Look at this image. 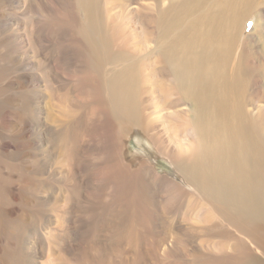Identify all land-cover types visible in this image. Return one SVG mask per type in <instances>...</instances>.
<instances>
[{
  "label": "bare ground",
  "instance_id": "obj_1",
  "mask_svg": "<svg viewBox=\"0 0 264 264\" xmlns=\"http://www.w3.org/2000/svg\"><path fill=\"white\" fill-rule=\"evenodd\" d=\"M7 1L0 0V27L10 24L12 13L8 11H14L13 14L25 16L26 30L21 34L0 35V139L7 134L11 143L6 141L5 146L13 148L8 156L15 162L5 169L0 158V264H25L19 252L22 234L33 223V209L38 211L39 207L34 200L32 174L36 177L38 173L33 172L34 164L40 173L49 175L52 167L70 159L73 144L80 137L77 133L80 117L85 123L101 122L104 118L110 135L107 154L103 152L92 164L88 162L94 177L85 171L98 186L108 185L109 194L91 198L85 205L81 203L86 208L88 222L83 232L81 229L74 234L79 240V251L92 245L88 254L95 258L99 254L97 248L104 249L98 242L111 245V234L118 243L127 246L119 254L109 253L112 257L131 252L136 260L147 261L152 256L153 264H174L168 257H177L179 252L186 254V246L191 242L181 244L176 236L173 240V222L179 219L193 241L213 233L222 238L218 242L200 240L198 249L212 252L218 258H237V264H259L260 259L256 257L246 261V255L238 254L226 237L230 230L245 234L247 224L254 230L255 234L250 233L254 241L258 230L264 235V21L261 16L264 0H212L210 3V0H168V5L161 8L158 5L162 0H138L134 8L122 10L113 0H81L89 7L90 14L83 26H78L77 34L70 36L71 43L66 44L63 30L69 27L65 18L57 14L48 21L55 6L52 0H12L10 7ZM255 14L254 26L243 33L248 19ZM31 20L32 26L28 24ZM131 31L141 32L143 48L131 40ZM51 38L60 40L57 53L62 52L63 58L65 54L67 61L79 48V57L71 64L77 68L59 71L60 78L56 73L70 85L63 92L45 85L42 79L31 77L35 74L30 73L32 67L36 70L40 64L33 59L37 50L32 46L40 42L38 51H43L53 43ZM248 46L251 47L249 55L243 51ZM13 68L16 76L12 74ZM19 69L26 74H20ZM38 82L45 87V95L51 96L47 100L33 94V86ZM33 105L46 118L44 127L33 121ZM121 123L141 129L154 148L152 158L165 159L173 167L172 174H157L152 164L155 161L141 158L137 162L139 167L124 169L119 163ZM35 134L44 145L45 159H42L44 156L35 159L31 144ZM22 145L26 150L18 151ZM22 161L27 163L30 177L24 171L17 172ZM95 166L100 169L98 177ZM69 174L66 171L57 180H67V188L72 193L79 189L80 182L71 179ZM145 180H148L149 194ZM43 193L44 200L49 198L44 190ZM68 205L54 203L50 209L63 213ZM156 213L168 219L167 225L171 228L158 233L162 242L170 241L162 251L154 239L145 242L144 247L140 245V241L148 240L147 235H152L154 220L151 218ZM155 225L160 227L159 223ZM97 226L104 232L90 233L87 236L91 242L81 243V235L84 237ZM66 229V225L58 224L49 236L54 241ZM236 242L245 241L236 239ZM44 256L47 258L44 264L54 259L52 252ZM58 259L62 264H71L64 254Z\"/></svg>",
  "mask_w": 264,
  "mask_h": 264
},
{
  "label": "rangeland",
  "instance_id": "obj_2",
  "mask_svg": "<svg viewBox=\"0 0 264 264\" xmlns=\"http://www.w3.org/2000/svg\"><path fill=\"white\" fill-rule=\"evenodd\" d=\"M13 1H15V0H13ZM13 1L12 0H8L7 1V5L10 7L11 2H13ZM27 1L28 2H30V1L34 2V1H39V0H27ZM74 1H79V3L75 4V2H73L71 0H60L59 2H57L56 0H54V1L52 0V3L55 6L53 7V11H52L53 15L50 16V19L48 21H50L53 17L57 16V14L59 16L65 18V21H66L65 24L69 27V28L63 30L64 40L66 39L64 41L65 44L67 42L71 43L72 38H70V36L77 34L76 31H77V28H79L78 26L81 25V27H82L83 26L82 23H84V19L86 17H88V15L90 14V11L88 10L89 7L86 5V3H83V2L81 3V0H74ZM113 1H114V3L119 5L121 10L124 7H127V8H132L133 7L134 8L135 7L134 4H136V2H139L138 0H113ZM147 1L149 2V1H152V0H146L145 2H147ZM211 1L212 0H210L209 3ZM2 2H4V1H2ZM128 3H131V4H128ZM130 5H133V6H130ZM167 5H168V0H165V1L162 0V2L159 3L158 8H161V6L165 7ZM79 6L82 7V8H80ZM63 10H64L65 13L62 12ZM68 10H69V12H68ZM8 12L12 13V15L10 16L11 20H9V22H10L9 25L10 26L8 25L6 27H0V35L2 36L6 32H13V33L17 34V33H20L22 31L21 33H23V30L24 29L26 30V27H25L26 26L25 16L24 15H20V14H13V13H15L14 11L13 12L8 11ZM80 14H81V16H80ZM261 16H262V21H264V9L261 12ZM256 21H257V15L256 14H255V16L252 15L248 19L247 24L245 26V29L243 30V33L244 32L245 33L249 32V30L252 29V27L254 26ZM28 24L30 26H32V25H34V22L31 20V21H29ZM133 24L134 23L130 24L131 28L133 27ZM70 28H71V30H70ZM7 29H9V30H7ZM261 29H263V27H261ZM258 32H259V30H257L255 32V36L256 37L259 35ZM129 35H130L131 40L139 48H143L144 47V44L141 42V38L142 37H141V32L140 31H131ZM68 36H69V39H68ZM51 40L53 41L51 46L49 44L50 47H47L48 49L44 48L43 51H38V45H41L40 42L38 44L35 43L32 46V49H34V50L36 49L37 50L36 54L33 55V59L36 60L37 62H39L40 64L38 66H36V70H35V68L32 67V69L30 70L31 72L30 71L29 72L31 73V75L35 74V75L31 76V77L38 78L39 80L42 79L44 81L45 85H48V86L51 85L56 90H59V92H63L70 85L67 84V82L62 81L61 79H59L60 77L58 75V72L59 71L60 72H64V70H72V69L77 68V66H71V64L73 62H75L74 60H76L79 57V52H78L79 48H77L75 51L72 52L70 60L67 61L65 59V54H64V58H63V55H60V54H62V52L59 53V54L57 53V49L61 48L60 47L61 46L60 40L58 41V40H55L54 38H51ZM51 47L53 49H51ZM81 48L82 49L85 48V42H84L83 39L81 40ZM250 49H251V47L248 46L243 51H244V53L247 52V55H249ZM52 50H54L56 52H54ZM47 64H50V65H47ZM50 67H53V69H55V70L51 69ZM110 67L114 68V70H117V69H115L114 65H111ZM41 68H43V69H41ZM15 71H16V68H13L12 69V74L14 76H16L15 75ZM38 71H40L41 73L39 74ZM18 72L20 74H24V75L26 74V72L24 70H22V69H19ZM42 73L43 74L45 73L44 77H43ZM56 73H57L59 78L56 76ZM49 78L51 79V81H50ZM33 87H34L33 88V94H35L37 96L38 95L42 96L45 100H47L48 97H51V96L45 95V87L42 85L41 82L35 83ZM41 93H42V95H41ZM31 113H32L31 116L33 115L32 119H33L34 122H36L35 124L37 126L44 127V125H46V123H45L46 118L44 117V115H42L40 113L39 109L37 107H35L34 105H33V108H31ZM77 121H78V126L80 128L77 133H80V137L77 138V140L73 144V151H72V153L70 155V159L68 158L67 160H64V161H62V163L58 164V166H55L54 168L52 167V173L49 174V175L45 174L44 172L40 173L42 171H38L39 167L34 164L35 168H34L33 172H36V173L38 172L36 177H35L34 174H32L33 180L35 182V185H34V188H33V190H34V200H35L36 203L39 204V207H38V211H37V209L36 210L33 209V213L31 215L33 223L32 224L30 223L31 225H27L25 227V229H24L25 233L22 234L23 244L20 243V249H19V252H20V255L22 257V260L24 261L25 264H28V263L29 264H44L43 262H47V258L44 256V254H48L49 252H52V254L54 256V259H52V262L50 264H53V263L62 264L60 262V260L58 259V256L60 254L66 255L70 259L71 264H123V263L124 264H133V263L134 264H153L154 261H153V257L152 256H148V260L147 261L146 260L144 261L143 259L136 260V259H134L131 256V254H132L131 252L123 254L122 256H120L121 258L120 257H112V256H110L109 253L114 254V252H115V254H119L120 252H122L123 249L127 248V246L125 244H122L120 242L118 243L116 241V237H114V235H111V234H109L110 239H111L110 240L111 241V245L105 246L104 242H98L99 246L104 248V249L96 247L98 249V251H99V254L97 256H95V258L91 257L88 254V251H89V246H92V245H88L91 241H90V239H89V237L87 235L90 234V233H93V232L94 233H103L104 230H102L98 226L95 228V230L87 233L84 237H82V235H81V243H85L88 246H87L86 250L83 247H81V250L79 251V247L77 246V243L79 242V240L76 238V235H74V234H76L81 229H82L81 232H83L84 226L88 222V217L85 215L86 208H85V206L83 207V205H81V203L85 205V204H87L88 200H90L91 198L101 197L104 194L105 195L109 194L108 185L98 186V182L95 179L93 180L92 177H94V175H93L94 173L91 172L92 166H90V164H92L95 161L96 157H101L103 152H106V154H107L109 135L110 134H109V125H108V123L106 122V120L104 118H103V120L101 122H96V123H92L90 121L85 123V122L81 121V117ZM81 135L83 136L82 139H81ZM6 141L10 142L8 137H7V134L3 137L2 140L0 139V158L4 161L3 168L9 169L10 165L15 163V162L11 158H9V156H8V153L12 152L13 148L6 147L5 146V142ZM31 141L30 142H31L32 146H34L33 147V151H34V153L36 155L35 159L37 157L38 158H42L43 156L44 157L42 159H45L46 155H44L45 154L44 153V147H43L44 145H43L42 142H40L39 135L35 134L32 137ZM119 141H120V144H121V158L119 159V163L122 165V167L124 169H127V166H129L130 168L132 167L131 169H135V168L139 167L140 163H137V162H139L138 159L141 158V159H145V160H149V161L151 160L150 161L151 163L153 161H155L152 164L154 165L157 174H160V175L172 174L173 167L165 159H163L161 157H155L156 159L152 158V154L154 152V148L150 144V142L145 139L144 134L141 133V129L139 130L138 128H134V127L130 128V126H128V125H126L124 123H121L119 125ZM146 142H148V143H146ZM101 145H103V146H101ZM101 149H103V151ZM23 150H26V147L22 145V146H20L18 151H23ZM37 151H38V153H37ZM83 159L85 161H81ZM68 160H69V162H68ZM5 162H6V164H5ZM84 163H87L88 165L84 164ZM26 165H27V163L25 161L20 162V164H18L19 169L17 170V172L18 171H24L26 173V175H28L30 177L31 171L26 167ZM74 165L76 167H73ZM79 167H81V168H79ZM63 168H65V169H63ZM88 168H89V170H88ZM95 170H96L95 173L97 172L96 176L98 177V171L100 169L97 170L96 166H95ZM66 171H68L70 173L69 176L71 177V179H76L78 181V183L80 182L79 189L73 190L72 193H71L70 189L67 188V185H66L67 184V180L64 181V182H60V181L57 180V177H60L62 175H66ZM85 171L90 172V176H92V177H90L88 175V173L85 172ZM91 173H92V175H91ZM76 174H78V175H76ZM83 174L86 175V176H84ZM54 179H56V180L54 181ZM87 182L90 185H88ZM93 182H97V184H93ZM59 183H63V184H59ZM82 183H84V184H82ZM85 184H87L88 186H86ZM112 184L114 185L113 181H112ZM144 184L146 185V187L148 189L147 190V194H149L148 180H145ZM92 185L93 186L95 185V186L93 187ZM42 186L44 187V189H43ZM90 186H92L93 188L90 187ZM104 186H105V189H104ZM117 187L118 186H116L114 188V190H116ZM155 187H157V186H154V188ZM60 188H61V190H60ZM43 190L45 191V196L49 197V198H47L48 200L50 199L49 201L47 199L44 200ZM65 190H67V191H65ZM83 190H85V191H83ZM93 190H94V192H93ZM65 192H67V193H65ZM57 193L58 194L60 193V194L58 195ZM93 193H96V194H94V196H91ZM64 196H66V197H64ZM38 197L41 200L44 201V204H40V200H39ZM72 198H73V200H72ZM86 198H87V201H86ZM103 199H104V197L102 198V200ZM74 200H76L77 204H76V202ZM66 202L69 203V205L67 206L68 209H67V211L65 210V212H63V213L62 212L56 213V212H54L53 210L50 209L51 205L54 204V203L65 204ZM75 204H76V206H74ZM47 206H49V207H47ZM69 206H70V208H69ZM71 206H73L72 207L73 210H72ZM79 208H80V210H79ZM71 212H72V214H71ZM84 215H85V217H84ZM37 216H39V217H37ZM71 217H72V219H71ZM168 217L170 219L172 217V215L167 216V218ZM49 218H50V220H49ZM151 220H154L151 223L152 235H147L148 240L144 241V242L140 241V245L144 247L145 246V242L149 243L151 240L154 239L157 242H159V245H160V248H161L160 250L161 251L165 250L166 244H169L170 241H167V243H165L164 241L163 242L161 241V238H160L161 231L160 230L166 231L167 229H171V228H168L169 225H167V224H169L167 222L168 219H164L159 213H156L151 218ZM50 221H51V223H50ZM77 221L78 222L81 221L79 223L80 225L77 223ZM107 221H108V223L111 222L110 219H108V218H107ZM175 221H177V222H175ZM175 221L173 222V229H172L173 232L171 233L173 240H174V238L176 236L181 244H186L188 240H190L191 242H190L189 245L186 246L189 253L186 250V254L179 252L177 257H168V259L171 260L174 264H178V263L179 264H237V258L228 257L229 258L228 259L225 256H222V257L218 258V256L215 255L212 252H204V251L198 249V243H199L200 240H212V242H214V240H215V242L216 241L218 242L220 239H222L221 237L215 236L214 233H213L212 236L199 237V238L196 239L197 241H193V240H191V238L187 234V232L181 227V223L182 222L179 219L175 220ZM163 222L165 223L164 226H162ZM44 223H45V225H44ZM156 223H159L160 227L156 226L155 225ZM51 224L54 225V227H52ZM58 224H61L63 226L66 225L67 229H66V231H63L61 235H58L56 237L57 239L56 240L54 239V241H53V238L50 237L49 235L52 233V228H55ZM70 224L73 225V226H71ZM78 225L80 226V228H79ZM108 225H110V224H108ZM154 225L157 227V229H155L156 227H154ZM44 226H46L47 228L44 227ZM30 227H32V228H30ZM73 229L76 230V232ZM50 230H51V233H50ZM252 230L253 229L251 227H249L248 224H247L246 229H245V234L241 233V230L240 231L236 230L237 233H233L235 230L234 231L230 230V233H228L227 237H226L227 243L229 242L231 247H232V245H234L237 248V253L238 254L239 253L240 254L243 253L241 255H244V256L246 255L245 256L246 261H249L250 259H253V258L256 257V258L260 259L259 264H264V235L262 234L261 230H258L256 232V238H255L256 241H254L253 240L254 238H251V234H255L254 230L253 231ZM136 232L137 233L139 232L138 228H137ZM213 232H215V230ZM158 233H160V234H158ZM74 236H75V238H74ZM47 237L49 239H51V240H49ZM46 238H47V240H45ZM98 238L101 239V240H104L103 236H98ZM235 238L237 239L238 242L240 240L241 241H245V242L244 243L240 242V243L237 244ZM137 239H138V236L136 238V241H137ZM41 241L44 244H42ZM59 241L62 244L59 243ZM72 242H73V244H72ZM45 244H47V245H45ZM163 245H165V246H163ZM247 245L249 246V248L251 250L247 247ZM57 246H58V248H57ZM119 247H120V249H117ZM105 249H106V251H105ZM189 249H190V251H189ZM39 250H41V251H39ZM56 250H57V252H56ZM58 250H60V251H58ZM38 251H39V253H38ZM44 251H46V252H44ZM42 252H44V254H42ZM252 253H253V257H252ZM207 254H209V255H207ZM27 256H28V258H27ZM42 256H44V257H42ZM44 258H45V260H43ZM125 259H126V261H125ZM128 259H130V261H128ZM118 260H120V261H118ZM210 261H212L213 263L210 262ZM131 262H133V263H131Z\"/></svg>",
  "mask_w": 264,
  "mask_h": 264
}]
</instances>
